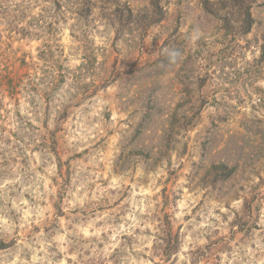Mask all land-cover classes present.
Returning <instances> with one entry per match:
<instances>
[{
    "label": "rangeland",
    "instance_id": "1",
    "mask_svg": "<svg viewBox=\"0 0 264 264\" xmlns=\"http://www.w3.org/2000/svg\"><path fill=\"white\" fill-rule=\"evenodd\" d=\"M0 72V264H264V0H0Z\"/></svg>",
    "mask_w": 264,
    "mask_h": 264
},
{
    "label": "trees",
    "instance_id": "2",
    "mask_svg": "<svg viewBox=\"0 0 264 264\" xmlns=\"http://www.w3.org/2000/svg\"><path fill=\"white\" fill-rule=\"evenodd\" d=\"M246 14H247V20L248 19L251 20V16H250L249 11H247ZM247 20H245V23H246V27H247L246 30L248 31L250 26H251L252 20H251V22L247 21ZM248 23H249V25H248ZM5 76L3 77L2 73L0 72V92L1 93H4V92L14 93L13 90L15 88V81H14L13 74H8L6 77Z\"/></svg>",
    "mask_w": 264,
    "mask_h": 264
}]
</instances>
